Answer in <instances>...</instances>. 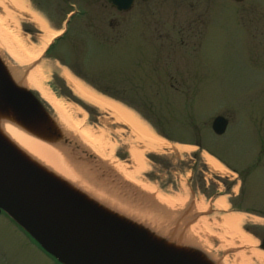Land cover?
<instances>
[{
	"label": "rangeland",
	"instance_id": "rangeland-1",
	"mask_svg": "<svg viewBox=\"0 0 264 264\" xmlns=\"http://www.w3.org/2000/svg\"><path fill=\"white\" fill-rule=\"evenodd\" d=\"M50 1L56 3L45 0ZM19 2L46 25L47 35H61L40 58L25 66L10 60L6 50H0V68L19 69L2 71V75L12 72L10 81H17L26 73L21 70L34 65L40 68L43 93L62 104L81 123L80 128L89 131L95 146L110 154L128 174L133 175L135 168L129 147L142 152L145 144L139 128L169 143L161 150L142 153L143 168L133 176L164 198L177 201L172 209L166 210L152 195L114 171H107L102 177L109 188L115 187L133 205H145L148 210L165 215L168 221L151 226L128 223L117 215L96 214L137 244L150 250L162 249L160 244L173 229L178 214L188 205L189 217L198 214L194 204L202 200L206 211L198 214L199 220L186 229L179 252H171L179 264H263L248 249L234 246V238L222 230L220 218L230 213L245 215L247 220L239 228L255 241L254 249L264 255L260 242L264 241V0H136L126 13L116 12L104 0L74 1L75 10L84 17H74L68 25L71 30L65 35L64 23L60 26L62 19L55 20V29L49 28L30 9L28 0ZM2 15L0 8V19ZM26 18H5L4 28L36 51L43 34ZM31 34L35 37L31 38ZM67 67L80 71H68ZM64 73L126 109L139 131L115 123L76 97L63 78ZM0 110L6 114L11 111L19 122V113L1 93ZM219 116L229 123L221 137L211 129ZM58 129L94 156L61 125ZM205 156L227 173L212 171ZM36 179L43 181L41 177ZM122 183L131 189L122 188ZM219 199L227 204L226 212L212 207ZM191 228H196V244L186 236ZM0 264L59 263L0 212Z\"/></svg>",
	"mask_w": 264,
	"mask_h": 264
},
{
	"label": "bare ground",
	"instance_id": "bare-ground-1",
	"mask_svg": "<svg viewBox=\"0 0 264 264\" xmlns=\"http://www.w3.org/2000/svg\"><path fill=\"white\" fill-rule=\"evenodd\" d=\"M0 8L3 12L0 19V50L4 52L6 50L8 56L21 66H25L29 64V62H33L40 58L43 52L51 45L52 41L60 36V32L47 35L46 25L37 17L29 14L27 9L20 4L19 0H0ZM14 16H26L28 22L34 25L35 28L43 34L39 37L42 44L36 51H33L32 46H28L23 38L16 37V39L5 31V18H13ZM28 51L30 55L27 54ZM12 75V72H8L6 76L4 74L2 77L12 79ZM63 78L76 97L95 107L100 112L107 114L115 123L128 126L133 131H141L142 138L145 140L142 152L134 147H129L128 150L130 159L135 165L133 175H138L143 168L142 153L155 152L169 146V143L162 138H158L149 132H144L141 128L137 130L138 124L133 116L117 103L84 88L80 83L65 73L63 74ZM42 79V71L37 67L29 72L26 79L27 86L39 92L42 98L53 108L56 112L59 124L66 132L76 137L84 147L88 148L98 159L106 162L108 166L126 182L132 184L140 191L152 195L160 206L164 207L166 210H170L175 206V202L177 201L164 198L156 193L152 187L143 184L133 175L128 174L121 164L112 159L110 154L106 155L98 149L93 140H91L89 131L81 129V123L75 121L72 114L68 112L66 108H63L62 104L43 93L39 84ZM33 126V122H27L23 128L20 123L14 119L11 111H8L6 114L0 110V149L10 160L14 161L23 170L26 172L29 170L38 179L40 177L41 179L43 178L42 180L45 184L53 186V190L89 207L94 213L117 215L128 223L138 222L144 225L151 224V226L161 224L164 220L168 221L165 215L152 212L148 210L149 208L145 205H133L129 198L121 196L115 187L109 188L107 186L102 180V174L99 169H91L85 163L75 162L73 151L61 147L59 143H55V146H53L43 141L42 139L44 138L41 139V137L35 134ZM101 135L102 137L104 136L103 133H101ZM99 138H94V140ZM174 148L176 150H184L183 147ZM204 158L206 164L212 171L220 174L227 173V171L221 168L211 157L205 156ZM43 181L41 182L43 183ZM180 203L183 204L182 201H178L177 204ZM212 207L219 212L227 211V204L222 199L214 201ZM194 208L198 214H203L207 209L202 200L195 202ZM246 220L247 218L245 215L230 213L221 216L220 224L225 234L231 235L234 238V246L248 249L253 257H256L264 264V255L254 249L256 244L255 241L243 234L239 228ZM200 224H204V222L201 221ZM195 235L196 228H191L186 233L187 238L194 244H196L194 240ZM174 242V239L171 241L169 240L166 244V248L174 252H179L182 244L178 241V243L174 245ZM201 248L204 250L202 245ZM222 264L228 263L222 261Z\"/></svg>",
	"mask_w": 264,
	"mask_h": 264
},
{
	"label": "water",
	"instance_id": "water-1",
	"mask_svg": "<svg viewBox=\"0 0 264 264\" xmlns=\"http://www.w3.org/2000/svg\"><path fill=\"white\" fill-rule=\"evenodd\" d=\"M106 1L119 13L128 12L134 3V0ZM227 127L228 121L221 116L216 117L211 125L212 132L217 137L223 136ZM77 149L80 150L81 156L74 152L75 162L85 163L91 169L100 163L95 156L79 146ZM108 171L110 174L113 173L110 169ZM116 178L118 179L117 176ZM121 186L131 189L127 183H122ZM188 208L190 209V206ZM0 211L8 215L46 254L60 264H179L180 262L171 255L172 250L166 248L170 238L174 239L176 235L179 238L182 236V231L177 225L161 242L162 249H147L89 208L61 195L34 178L10 160L1 149ZM186 214L187 212H183L177 221L181 222ZM198 217L194 215L191 220L194 221ZM263 247L262 245L261 248Z\"/></svg>",
	"mask_w": 264,
	"mask_h": 264
},
{
	"label": "flooded vegetation",
	"instance_id": "flooded-vegetation-1",
	"mask_svg": "<svg viewBox=\"0 0 264 264\" xmlns=\"http://www.w3.org/2000/svg\"><path fill=\"white\" fill-rule=\"evenodd\" d=\"M74 1L84 0H56V3H52L51 1L46 3L45 0H28L30 9L35 11L49 28L55 29V20L62 19L60 26L62 23H64V35L68 33V30H71L68 25L74 17L78 16L76 17L78 19H82L84 17L75 10L76 5L73 3ZM135 1L136 0H134V3ZM138 1L147 3L143 0ZM234 1L237 3L239 2V0ZM78 30L80 31V28H78L77 31ZM36 36H39V34ZM30 37L34 38L35 36L32 35ZM36 41L37 39H35V43ZM6 57L8 56L6 55ZM8 58L12 60L10 57ZM58 62L61 63V61ZM35 67L36 65L28 69L21 70L26 71V73L23 74V77L17 81H10V79L2 77L1 73L2 71H19V69L9 68L7 66H5V68H0V93L3 95V98L11 105V107H13L19 113V123L23 128L27 122H33L36 135L44 138L47 141L59 143L62 147L67 148L73 151V153L75 152L81 156L80 150L77 149V145L73 144V141L70 138L64 136L58 129V125L60 124L53 108L37 94L39 92L34 89L32 90L27 86L25 81L29 71H32L35 69ZM67 69L68 71H80V69L74 67H67ZM23 82L26 83L25 88L23 86ZM189 227H191V225L188 226V228ZM260 242L264 244V241L260 240Z\"/></svg>",
	"mask_w": 264,
	"mask_h": 264
},
{
	"label": "trees",
	"instance_id": "trees-1",
	"mask_svg": "<svg viewBox=\"0 0 264 264\" xmlns=\"http://www.w3.org/2000/svg\"><path fill=\"white\" fill-rule=\"evenodd\" d=\"M104 94V93H103Z\"/></svg>",
	"mask_w": 264,
	"mask_h": 264
}]
</instances>
